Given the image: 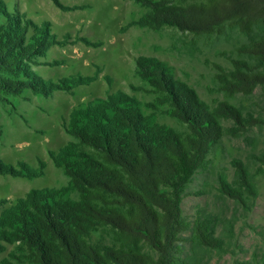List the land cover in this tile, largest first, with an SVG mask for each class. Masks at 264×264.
Masks as SVG:
<instances>
[{
    "label": "trees",
    "instance_id": "obj_1",
    "mask_svg": "<svg viewBox=\"0 0 264 264\" xmlns=\"http://www.w3.org/2000/svg\"><path fill=\"white\" fill-rule=\"evenodd\" d=\"M139 1L147 7L135 21L141 26L194 35L236 27L248 39L237 47L231 68L218 65V89L233 96L264 85V0ZM54 41L47 22L33 25L0 0V97L28 88L48 95L54 87L73 86L67 79L53 86L32 71L35 57ZM136 65L156 93L151 106L165 105L184 129L156 121L122 90L74 108L66 126L73 139L51 152L67 184L32 188L0 214V240L15 244L10 256L20 264H202L204 250L222 248L219 217L198 211L190 219L181 199L194 174L210 161L212 146L223 135L243 130L253 117L249 120L226 99L211 106L157 57L140 55ZM228 119L235 124L225 126ZM232 164L234 179L220 174L219 188L242 202L255 193V185L241 160ZM30 171L29 177L39 174ZM0 172L20 170L0 162ZM98 229L110 235L108 242L92 238ZM3 264L18 263L5 258Z\"/></svg>",
    "mask_w": 264,
    "mask_h": 264
},
{
    "label": "rangeland",
    "instance_id": "obj_2",
    "mask_svg": "<svg viewBox=\"0 0 264 264\" xmlns=\"http://www.w3.org/2000/svg\"><path fill=\"white\" fill-rule=\"evenodd\" d=\"M8 10L41 26L47 22L54 43L37 56L32 71L53 86L73 82L69 89L54 87L48 95L30 88L0 97V162L19 173L0 172V214L32 188H59L68 176L51 157L73 139L66 126L74 108L122 90L137 98L146 113L161 123L184 129L165 112L154 108L156 93L137 72L136 58L154 56L168 65L174 76L193 86L211 106L228 100L253 120L237 134H225L212 146L205 168L187 184L181 199L184 214L194 219L198 211L219 217L217 232L223 237L220 249L204 250L202 264H264V85L253 92L226 96L218 89V65L232 67L237 47L247 36L236 27L221 34L194 35L174 27L153 29L135 21L147 10L139 0H4ZM30 33L33 27L30 26ZM76 82V83H75ZM81 82V83H77ZM148 103L150 105H148ZM234 125L232 119L223 120ZM250 171L254 194L236 201L220 191L219 175L234 179L233 159ZM23 162V163H22ZM39 171L29 177L30 170ZM71 195L76 197V193ZM190 231L182 233L183 242ZM94 240H110L103 229ZM0 264L16 251L13 243L0 240Z\"/></svg>",
    "mask_w": 264,
    "mask_h": 264
}]
</instances>
